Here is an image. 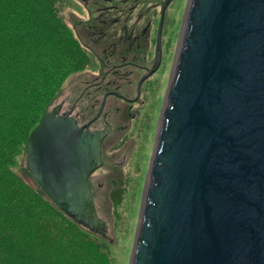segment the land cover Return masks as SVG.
Here are the masks:
<instances>
[{
	"label": "water",
	"instance_id": "1",
	"mask_svg": "<svg viewBox=\"0 0 264 264\" xmlns=\"http://www.w3.org/2000/svg\"><path fill=\"white\" fill-rule=\"evenodd\" d=\"M190 1L131 264H264V0ZM88 124L43 115L26 165L65 214L106 236L91 192L106 131Z\"/></svg>",
	"mask_w": 264,
	"mask_h": 264
},
{
	"label": "trees",
	"instance_id": "2",
	"mask_svg": "<svg viewBox=\"0 0 264 264\" xmlns=\"http://www.w3.org/2000/svg\"><path fill=\"white\" fill-rule=\"evenodd\" d=\"M62 2L0 0V264H114L106 236L14 169L66 78L91 62Z\"/></svg>",
	"mask_w": 264,
	"mask_h": 264
},
{
	"label": "flooded vegetation",
	"instance_id": "3",
	"mask_svg": "<svg viewBox=\"0 0 264 264\" xmlns=\"http://www.w3.org/2000/svg\"><path fill=\"white\" fill-rule=\"evenodd\" d=\"M181 1L76 0L84 20L75 34L91 56L88 78L45 114L57 108L79 127L89 123L84 130L106 131L103 164L121 132L159 120L183 38Z\"/></svg>",
	"mask_w": 264,
	"mask_h": 264
},
{
	"label": "rangeland",
	"instance_id": "4",
	"mask_svg": "<svg viewBox=\"0 0 264 264\" xmlns=\"http://www.w3.org/2000/svg\"><path fill=\"white\" fill-rule=\"evenodd\" d=\"M190 2V0L177 2V6L187 10L182 33L187 22ZM77 7L76 0H63L60 7V15L74 31L84 20V16L77 12ZM175 65L176 63L173 69ZM87 74L84 69L69 74L51 105L58 97L82 87L81 83L88 78ZM160 116L161 114L159 120ZM156 117L155 114L154 120ZM159 120L157 123L138 126L131 132H126V135L121 132L118 136L122 138L110 141V145L108 144L109 150L104 153V164L92 174L93 176L91 175L97 214L106 223V241L114 264H131L132 261ZM123 158L124 162L119 165L118 162ZM14 169L27 182L37 186L27 169L26 153L18 160Z\"/></svg>",
	"mask_w": 264,
	"mask_h": 264
},
{
	"label": "bare ground",
	"instance_id": "5",
	"mask_svg": "<svg viewBox=\"0 0 264 264\" xmlns=\"http://www.w3.org/2000/svg\"><path fill=\"white\" fill-rule=\"evenodd\" d=\"M185 27H186V24H185V26H184V30H185ZM183 34H184V32H183ZM95 205V204H94ZM97 213V212H96Z\"/></svg>",
	"mask_w": 264,
	"mask_h": 264
}]
</instances>
